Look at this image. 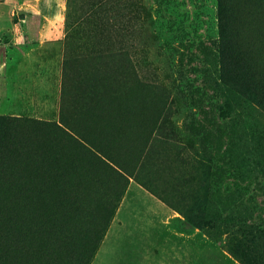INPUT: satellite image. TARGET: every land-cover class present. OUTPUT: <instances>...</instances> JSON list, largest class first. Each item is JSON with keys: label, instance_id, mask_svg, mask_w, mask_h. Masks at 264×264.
I'll return each mask as SVG.
<instances>
[{"label": "rangeland", "instance_id": "1", "mask_svg": "<svg viewBox=\"0 0 264 264\" xmlns=\"http://www.w3.org/2000/svg\"><path fill=\"white\" fill-rule=\"evenodd\" d=\"M63 120L134 171L106 224L117 176ZM0 167L14 240L69 223L90 264H264V0H0Z\"/></svg>", "mask_w": 264, "mask_h": 264}, {"label": "trees", "instance_id": "2", "mask_svg": "<svg viewBox=\"0 0 264 264\" xmlns=\"http://www.w3.org/2000/svg\"><path fill=\"white\" fill-rule=\"evenodd\" d=\"M223 21L224 22L220 26V29L222 31V34L228 35L230 29L229 27H227V20L223 19ZM220 43L222 46L229 49V39L227 38V36H224L223 40ZM88 84V93L92 95L93 104H97L99 101L101 102V96H99V94L94 91L95 88L90 87L91 83ZM123 104L120 105L122 111L119 114L115 115V117L118 118L117 123H119V128L127 130L132 126L137 116L136 113L141 108L137 105L134 106V103H132L130 100L125 101V103ZM98 107L99 105H95L93 109L96 110L98 116L103 117L104 112L97 110ZM62 125V127H64V129L69 132L73 137L79 139L84 145L91 149L103 161L105 166L110 171H112L114 175L117 176V179H115V183L108 182L106 189H103L105 191V195L102 199V203L100 204V206L103 207L101 208L102 212L99 213L98 216L100 218L99 221L105 222L106 224L112 219L117 204L120 201L122 195L124 194V187H122L117 194H114L113 188L115 187V184L118 183V179L120 178L123 180H127V175L132 176L134 174V171L129 170L121 161H118L113 158V156L109 152L99 148L94 140L88 138L86 134L79 131V129L75 128L73 125L69 124L68 121L63 120ZM1 170L2 167H0V174ZM12 170V174H14V168ZM18 171H20V173ZM137 177L139 176L137 175ZM4 178L5 175H0V181H2ZM9 181V186L12 187L13 190L16 189L18 184V186H20V191H22L25 180L24 177H22V171L20 169L17 170L14 175H11V179ZM145 186L150 188V186H148L147 184ZM151 190L154 191V189ZM4 192L6 193L5 189ZM5 193L4 195L1 194V198H3L4 200L2 202V206L4 208L5 206H7L5 202ZM11 194H14L12 192V189ZM11 204L12 201L10 203L9 208L7 207L8 212L4 211V213H8L10 217L13 214V212H9ZM186 219L189 220L187 217ZM8 223L10 224V226H8ZM67 224L69 223H63L62 225H59L56 230H51V233L55 235L54 239L51 240L49 233L44 234L39 238L32 237L30 240H14L12 239L13 236H19V238H22L23 235L27 232L21 230L22 225L19 224V231L16 234L11 235L9 227L12 231H17L16 227H18V224L14 222H2L0 225V246L6 251L7 254H4V260H2L1 264H9V262L11 264H90L94 251L97 248L98 244H95L90 249V251H86L85 249H83L79 253H75L78 250V240L74 238V236L79 234V232H77L76 227L69 226Z\"/></svg>", "mask_w": 264, "mask_h": 264}]
</instances>
